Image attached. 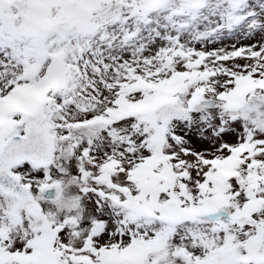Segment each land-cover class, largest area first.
I'll return each instance as SVG.
<instances>
[{"label": "snow or ice", "instance_id": "6c2138e0", "mask_svg": "<svg viewBox=\"0 0 264 264\" xmlns=\"http://www.w3.org/2000/svg\"><path fill=\"white\" fill-rule=\"evenodd\" d=\"M0 264H264V0H0Z\"/></svg>", "mask_w": 264, "mask_h": 264}]
</instances>
